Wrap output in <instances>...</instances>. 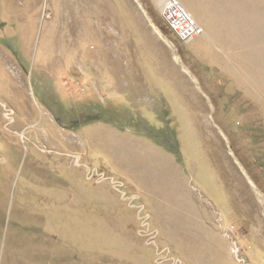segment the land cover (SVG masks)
I'll return each instance as SVG.
<instances>
[{
    "label": "rangeland",
    "instance_id": "obj_1",
    "mask_svg": "<svg viewBox=\"0 0 264 264\" xmlns=\"http://www.w3.org/2000/svg\"><path fill=\"white\" fill-rule=\"evenodd\" d=\"M0 0V264H264V0Z\"/></svg>",
    "mask_w": 264,
    "mask_h": 264
},
{
    "label": "built area",
    "instance_id": "obj_2",
    "mask_svg": "<svg viewBox=\"0 0 264 264\" xmlns=\"http://www.w3.org/2000/svg\"><path fill=\"white\" fill-rule=\"evenodd\" d=\"M160 14L177 38L185 43L203 35L205 30L182 0H159Z\"/></svg>",
    "mask_w": 264,
    "mask_h": 264
},
{
    "label": "crops",
    "instance_id": "obj_3",
    "mask_svg": "<svg viewBox=\"0 0 264 264\" xmlns=\"http://www.w3.org/2000/svg\"><path fill=\"white\" fill-rule=\"evenodd\" d=\"M186 5V4H185ZM187 6V5H186Z\"/></svg>",
    "mask_w": 264,
    "mask_h": 264
}]
</instances>
